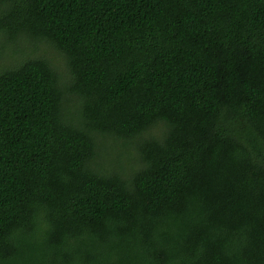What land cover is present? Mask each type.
<instances>
[{
    "label": "trees",
    "instance_id": "1",
    "mask_svg": "<svg viewBox=\"0 0 264 264\" xmlns=\"http://www.w3.org/2000/svg\"><path fill=\"white\" fill-rule=\"evenodd\" d=\"M2 38L0 264H264V0H0Z\"/></svg>",
    "mask_w": 264,
    "mask_h": 264
},
{
    "label": "rangeland",
    "instance_id": "2",
    "mask_svg": "<svg viewBox=\"0 0 264 264\" xmlns=\"http://www.w3.org/2000/svg\"><path fill=\"white\" fill-rule=\"evenodd\" d=\"M29 44H31V43L29 42ZM16 47H17V44H16V43H12L11 41H8V40H6L5 38H2V39L0 40V55L2 54V55H4L5 57H7V56H11V57H12V56L16 53V51H17ZM55 62H56V63L63 64V59H61V58L56 54ZM107 141L110 142V143H108L107 145L112 147V143H113L112 139H111V138H107ZM111 142H112V143H111ZM114 143H115V141H114ZM114 145L118 146L119 148H121V149L124 150V151H126V150H127L126 148H128V146H125V147H126V148H125V147L122 146L120 143H119V144H114ZM127 152L129 153L128 150H127ZM132 153H134V150H133V149H132Z\"/></svg>",
    "mask_w": 264,
    "mask_h": 264
}]
</instances>
